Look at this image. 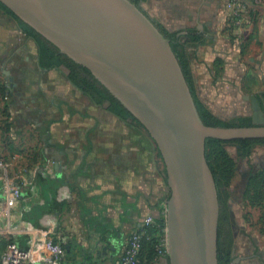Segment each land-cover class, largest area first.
<instances>
[{"label":"rangeland","instance_id":"1","mask_svg":"<svg viewBox=\"0 0 264 264\" xmlns=\"http://www.w3.org/2000/svg\"><path fill=\"white\" fill-rule=\"evenodd\" d=\"M138 1L137 6L168 32L200 37L198 42L191 37L183 40L190 41L196 96L214 115L230 124L250 118L253 105L246 97L252 96L264 109V0L255 10L231 12L226 28L231 33L225 43L217 45L207 19L198 20V0ZM17 22L0 11V105L4 113L0 131L8 143L2 148L23 153L25 159L4 161L0 177L3 188L13 185L23 191L32 187L31 175L47 169L37 144H46L47 120L42 119L50 116L49 108L55 110V102L57 108L92 103L76 96L77 88L69 82L65 68L39 69V46ZM206 157L230 193L234 234L231 264H264V145L239 148L233 141L209 139ZM153 223L158 221L153 219ZM160 227L159 255L153 264H171L167 223ZM61 228L67 233L64 225Z\"/></svg>","mask_w":264,"mask_h":264},{"label":"water","instance_id":"2","mask_svg":"<svg viewBox=\"0 0 264 264\" xmlns=\"http://www.w3.org/2000/svg\"><path fill=\"white\" fill-rule=\"evenodd\" d=\"M63 54L88 69L156 143L171 191V264H219V202L206 142L264 139V114L251 127H212L198 114L171 47L131 0H0Z\"/></svg>","mask_w":264,"mask_h":264},{"label":"crops","instance_id":"3","mask_svg":"<svg viewBox=\"0 0 264 264\" xmlns=\"http://www.w3.org/2000/svg\"><path fill=\"white\" fill-rule=\"evenodd\" d=\"M198 3V20L207 19L215 45L225 43L231 33L226 29L232 12L229 0ZM69 82L77 88L76 96L88 98L92 104L57 108L51 98L55 110L49 108L50 116L42 119L47 120V148L37 144L47 169L31 175L34 196L31 198V188L23 190L28 209L21 217L25 222L32 217L39 230H49L55 221L56 231L68 243V264H115L130 237L145 227L148 218L166 220L171 195L166 166L141 124L114 112L109 102L96 103ZM46 93L49 97L50 91ZM3 116L0 105V123ZM37 126L40 128V118ZM1 133L0 160L25 159L23 153L2 148L8 143ZM2 180L0 177V193Z\"/></svg>","mask_w":264,"mask_h":264},{"label":"trees","instance_id":"4","mask_svg":"<svg viewBox=\"0 0 264 264\" xmlns=\"http://www.w3.org/2000/svg\"><path fill=\"white\" fill-rule=\"evenodd\" d=\"M133 1V0H132ZM138 5L137 1H133ZM0 8L4 9L9 15L15 18L22 28L31 36L39 45V65L44 70H52L55 68L65 67L69 71V79L80 88L85 94L93 98L98 104H104L109 102L110 108L122 117H131L136 123L139 121L131 114V112L124 107V105L85 67L76 63L61 51L45 39L42 35L37 33L34 29L29 27L20 18H18L10 9L0 3ZM157 25V24H156ZM158 30L165 38L171 41V47L179 62L183 75L186 79L190 92L193 96L196 109L198 111L201 121L212 127H251V118H246L239 123H225L216 115H214L196 96L195 80L191 69V62L188 52V43L190 41H184V38L191 37L190 40L198 42L200 37L193 34H179L170 33L161 24L157 25ZM261 108L263 109L262 105ZM264 110V109H263ZM217 142H222L215 140ZM239 148H250L254 145H264V139L261 140H238L233 141ZM214 174V172H213ZM215 183L218 193L219 202V237H218V260L219 264H231V253L234 245V234L232 227L231 212L229 209L230 193L224 189V181L214 174ZM35 226V221L32 217H26ZM166 227L165 219L162 218L157 224L145 226L140 230L142 234L141 249L138 259V264H153L159 255V237L162 234V228ZM160 227V228H159Z\"/></svg>","mask_w":264,"mask_h":264},{"label":"built area","instance_id":"5","mask_svg":"<svg viewBox=\"0 0 264 264\" xmlns=\"http://www.w3.org/2000/svg\"><path fill=\"white\" fill-rule=\"evenodd\" d=\"M260 4L261 0H229L232 12L255 10ZM3 166L0 160V169ZM26 199L21 188L13 185H6L0 193V264H68V243L56 231L55 221L49 230H39L22 220L23 212L28 209ZM152 221L153 218H148L145 226ZM141 239L140 231L133 234L115 264H138Z\"/></svg>","mask_w":264,"mask_h":264},{"label":"flooded vegetation","instance_id":"6","mask_svg":"<svg viewBox=\"0 0 264 264\" xmlns=\"http://www.w3.org/2000/svg\"><path fill=\"white\" fill-rule=\"evenodd\" d=\"M132 1V0H131ZM134 2L135 1H137L138 3H139V1L138 0H133ZM0 11L4 14V15H6L7 16V12L4 10V9H2V8H0ZM157 25H159V23H157V22H155ZM17 24H18V22H17ZM19 25V24H18ZM35 41V40H34ZM35 43H36V45H39L36 41H35ZM63 68H65V67H63ZM66 69V68H65ZM67 70V69H66ZM68 71V70H67ZM68 74H69V71H68ZM258 100V99H257ZM258 102H259V105H260V107H261V104H260V101L258 100ZM253 115H252V117H250L251 118V121H252V125L254 126L255 124H254V118L255 117H258L259 115H258V113L254 110V108H253ZM261 112L264 114V110L261 108Z\"/></svg>","mask_w":264,"mask_h":264}]
</instances>
